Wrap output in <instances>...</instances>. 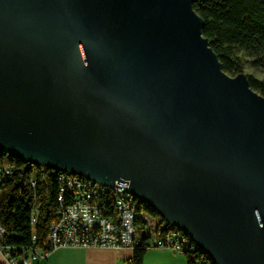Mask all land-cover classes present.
Here are the masks:
<instances>
[{"label":"water","instance_id":"95a60500","mask_svg":"<svg viewBox=\"0 0 264 264\" xmlns=\"http://www.w3.org/2000/svg\"><path fill=\"white\" fill-rule=\"evenodd\" d=\"M195 1L0 0V150L124 186L216 264H264V96Z\"/></svg>","mask_w":264,"mask_h":264},{"label":"trees","instance_id":"16d2710c","mask_svg":"<svg viewBox=\"0 0 264 264\" xmlns=\"http://www.w3.org/2000/svg\"><path fill=\"white\" fill-rule=\"evenodd\" d=\"M194 9L205 21L203 35L209 39L224 71L232 76L244 72L243 59L237 55L240 50L258 57L253 62L255 66L264 65L263 0H196ZM247 76L251 87L264 96V79ZM0 163L16 167L0 192V222L9 231L8 242L23 249L33 245L46 248L50 226L58 218L59 183L54 178L58 172L1 150ZM33 179L36 186L32 185ZM34 209L38 210L36 226L31 224ZM137 213L139 231L147 223L143 215H148L157 228L153 234L141 232L140 243L133 249V258L128 264H144L153 242L162 239L172 228L145 203L137 206ZM33 236H36L35 242ZM184 255L188 264H216L196 245Z\"/></svg>","mask_w":264,"mask_h":264},{"label":"built area","instance_id":"2783aa9c","mask_svg":"<svg viewBox=\"0 0 264 264\" xmlns=\"http://www.w3.org/2000/svg\"><path fill=\"white\" fill-rule=\"evenodd\" d=\"M15 171L14 165L0 163V192ZM54 178L59 183L58 218L50 226L47 247L33 245L23 249L10 244L9 231L0 222V252L5 264H37L62 247L134 249L140 243L141 232L153 234L157 228L148 215H143L147 223L139 231L136 219L137 206L141 204L124 186H104L66 172H58ZM32 185L36 186L34 179ZM37 216L38 210L34 209L33 226L37 225ZM195 245L185 232L174 226L166 236L153 242L155 248L181 254Z\"/></svg>","mask_w":264,"mask_h":264},{"label":"crops","instance_id":"0c3cea01","mask_svg":"<svg viewBox=\"0 0 264 264\" xmlns=\"http://www.w3.org/2000/svg\"><path fill=\"white\" fill-rule=\"evenodd\" d=\"M67 248L75 251L68 256L62 253L56 256L53 252L47 259H41L37 264H66L68 260L69 264H128L134 254L133 249ZM154 248L151 247L147 251L144 264H188L184 254Z\"/></svg>","mask_w":264,"mask_h":264},{"label":"rangeland","instance_id":"374dc122","mask_svg":"<svg viewBox=\"0 0 264 264\" xmlns=\"http://www.w3.org/2000/svg\"><path fill=\"white\" fill-rule=\"evenodd\" d=\"M237 55L240 56L243 59V62H244V73L245 74H247V75L250 74V75L255 76L256 78L264 79V65L255 66L253 64V62L255 60H257V58H258L257 56H252V55L246 53L243 50L238 51ZM157 221H158V219H157ZM154 249H156V248H154ZM74 251L75 250H73L71 248L62 247V248H59L58 250L56 249L54 251V254L57 256L58 254L62 253L64 256H68V255L72 254ZM64 256L63 257L61 256V257L64 260H66V258ZM68 262H69V260L67 261L66 264H69ZM0 264H5V259H4V256H3V254L1 252H0Z\"/></svg>","mask_w":264,"mask_h":264}]
</instances>
